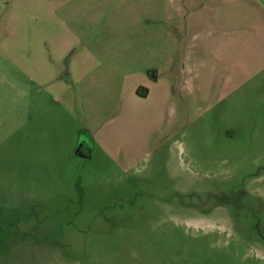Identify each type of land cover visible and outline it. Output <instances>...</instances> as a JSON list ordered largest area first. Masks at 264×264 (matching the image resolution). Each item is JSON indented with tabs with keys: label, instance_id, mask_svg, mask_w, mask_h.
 Returning <instances> with one entry per match:
<instances>
[{
	"label": "rangeland",
	"instance_id": "rangeland-1",
	"mask_svg": "<svg viewBox=\"0 0 264 264\" xmlns=\"http://www.w3.org/2000/svg\"><path fill=\"white\" fill-rule=\"evenodd\" d=\"M204 4L0 0V264H264V80L201 98Z\"/></svg>",
	"mask_w": 264,
	"mask_h": 264
},
{
	"label": "crops",
	"instance_id": "crops-1",
	"mask_svg": "<svg viewBox=\"0 0 264 264\" xmlns=\"http://www.w3.org/2000/svg\"><path fill=\"white\" fill-rule=\"evenodd\" d=\"M216 2L219 3L217 6L206 4L201 6V10H208L209 13L214 11L210 21L192 19V24L201 26L204 38H208L211 45L210 49H206V45L203 46L201 54L202 63L208 58L212 65L202 71L200 77H196V82L199 77L198 81L202 84L199 88L204 90L201 98L205 99L206 88L212 80V74H215L222 88L226 89L220 95L221 98L231 97L232 94L240 98L245 96L241 94V90L260 88L259 82L249 86L256 77L264 80V0H216ZM192 9L188 19L194 18V14L198 15L199 10L195 7ZM204 26H208V29H204ZM194 29L192 34L200 33L199 27L194 26ZM194 52H200L198 46L194 47L192 54ZM192 66L194 68V65ZM170 68L172 69V64ZM150 71L152 69L147 73ZM194 72L193 69L192 74ZM157 77L158 72L154 80H157ZM144 86L150 90L147 83ZM89 136L93 139L91 135Z\"/></svg>",
	"mask_w": 264,
	"mask_h": 264
},
{
	"label": "trees",
	"instance_id": "trees-1",
	"mask_svg": "<svg viewBox=\"0 0 264 264\" xmlns=\"http://www.w3.org/2000/svg\"><path fill=\"white\" fill-rule=\"evenodd\" d=\"M146 92H147V89L144 88V87H140V88L137 90V94L140 95V96H145V95H146ZM80 148H81V147H79L77 154L81 153V151H79Z\"/></svg>",
	"mask_w": 264,
	"mask_h": 264
},
{
	"label": "water",
	"instance_id": "water-1",
	"mask_svg": "<svg viewBox=\"0 0 264 264\" xmlns=\"http://www.w3.org/2000/svg\"><path fill=\"white\" fill-rule=\"evenodd\" d=\"M149 73H151V77H153L154 79H155V77H156V73H155V71H150ZM148 73V74H149ZM86 155H89V153H88V151H87V154Z\"/></svg>",
	"mask_w": 264,
	"mask_h": 264
},
{
	"label": "flooded vegetation",
	"instance_id": "flooded-vegetation-1",
	"mask_svg": "<svg viewBox=\"0 0 264 264\" xmlns=\"http://www.w3.org/2000/svg\"><path fill=\"white\" fill-rule=\"evenodd\" d=\"M151 75V73H149Z\"/></svg>",
	"mask_w": 264,
	"mask_h": 264
}]
</instances>
